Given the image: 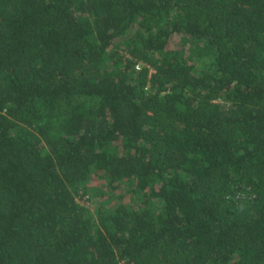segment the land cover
Returning a JSON list of instances; mask_svg holds the SVG:
<instances>
[{"label": "trees", "instance_id": "16d2710c", "mask_svg": "<svg viewBox=\"0 0 264 264\" xmlns=\"http://www.w3.org/2000/svg\"><path fill=\"white\" fill-rule=\"evenodd\" d=\"M120 261L264 264V0H0V264Z\"/></svg>", "mask_w": 264, "mask_h": 264}, {"label": "rangeland", "instance_id": "374dc122", "mask_svg": "<svg viewBox=\"0 0 264 264\" xmlns=\"http://www.w3.org/2000/svg\"><path fill=\"white\" fill-rule=\"evenodd\" d=\"M185 40H186V38L184 36L180 35V36H177V37L174 38V43L173 44L179 45L180 42L185 41ZM88 185H89L88 187L90 189V197H92V191L93 190H97L101 186L98 182L92 181V179L89 180ZM80 192H81V190L76 194L77 200L79 202H81V203H84V204L89 205L90 207H92L93 200L87 199L88 194H83V193H80ZM134 196H136V194H134ZM118 264H126V263L125 262H123V263L120 262Z\"/></svg>", "mask_w": 264, "mask_h": 264}, {"label": "built area", "instance_id": "2783aa9c", "mask_svg": "<svg viewBox=\"0 0 264 264\" xmlns=\"http://www.w3.org/2000/svg\"><path fill=\"white\" fill-rule=\"evenodd\" d=\"M120 262H122V263H123V261H120ZM120 262H119V263H120ZM126 264H131V263H126Z\"/></svg>", "mask_w": 264, "mask_h": 264}]
</instances>
